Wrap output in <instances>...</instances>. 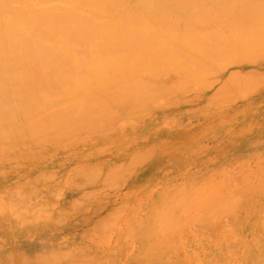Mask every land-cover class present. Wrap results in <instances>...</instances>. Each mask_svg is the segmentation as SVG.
<instances>
[{"label": "rangeland", "instance_id": "obj_1", "mask_svg": "<svg viewBox=\"0 0 264 264\" xmlns=\"http://www.w3.org/2000/svg\"><path fill=\"white\" fill-rule=\"evenodd\" d=\"M68 1L51 5L80 14L92 10L100 16L95 15L96 22L103 18L117 24L127 14L126 19L149 21L158 34L170 37V48L182 45L185 54L175 63L155 67L145 57L141 63L151 68L145 71L136 61L123 62L126 69L120 71L122 65L106 66L105 57L96 53H88L97 61L92 69L87 54L76 57L67 51L77 66L67 69L64 80L74 86L59 82L38 93L42 104L33 105L40 108L29 104L20 118L0 115L6 129L0 127V264H264L263 193L247 197L235 212L236 220L213 231L191 224L189 234L185 230L163 247L154 240L161 237L160 217L174 194L209 186L241 170L257 178L259 165L264 167V0H256L263 4L260 9L253 0L250 10L245 7L250 0H217L203 10L211 18L182 14L170 29L150 17L152 0L149 14L142 5L146 0ZM238 5L246 10L239 7L238 14ZM251 19L257 24H250ZM114 28L113 35L118 34ZM74 44L70 46L78 50ZM103 65L115 72L104 71ZM53 91L57 94H49ZM83 103L93 107L87 110L96 116L93 126H83ZM63 106H76L73 115L83 123L54 139L53 131L30 139L19 136L15 121L35 113L40 120ZM101 112L106 113L103 118ZM231 185L228 193L239 196L240 185ZM174 186L178 191L170 195ZM161 192L169 196L164 199Z\"/></svg>", "mask_w": 264, "mask_h": 264}, {"label": "bare ground", "instance_id": "obj_2", "mask_svg": "<svg viewBox=\"0 0 264 264\" xmlns=\"http://www.w3.org/2000/svg\"><path fill=\"white\" fill-rule=\"evenodd\" d=\"M52 1H54V0H0V70H3V72L0 71L2 73V74H0V115L3 113L5 115L9 114L10 116L12 115V117H14L15 115H18L19 113H21L23 110H26L27 108H25V107L29 104H30L29 107H31V105L35 106V107L40 106L42 104V102L40 103L39 100L37 99L38 93L44 94L43 91H47L53 87H56V85H58L59 82H61V84H63L64 86L66 85L64 82H67L66 87L67 86L70 87L72 85L71 84L72 81L69 80V81H71L69 83V81H67V79L64 80V77L66 76V74L69 73L68 72L69 70L67 71V69H70L72 71V69L74 68V64L76 62L71 61V59H70L71 56L70 57L67 56L69 54V53H67V51L75 52L76 57H78L82 54H83L82 56L86 57L88 55V53H96L99 56L105 57V59L108 61V64L106 63L107 64L106 66H110V64L122 65L123 62L132 64L136 61L137 62V63H135L136 67L141 69V70L144 69V71H145V68L151 69L147 65L141 63L143 61L142 59H144L145 57H147V60L145 63L155 67L156 65H159V64L168 66L171 63H175V61L178 57L183 56L185 54L184 53L185 50H183L180 47L182 45L176 46L175 49H173L174 46L172 48H170V45L167 42V40H169L170 37H167L168 35L158 34L154 30L153 25L149 21L140 22V21H137L138 19H135V18L134 19H132V18L126 19L124 16L128 17L127 16L128 14L123 16L124 13L123 14L120 13L124 17V18L122 17L123 19L120 17L123 20L122 23H120L121 19H119L120 22L119 23L117 22V24H116L114 22L112 23V22H110L106 19H103V18H100V19H102L100 22H96L95 18L99 15H97V13L95 14L94 11H93L94 13H92V10L90 11L91 14H89V12L87 14H83V13L80 14L78 12L74 13L72 11L66 12L68 10L59 9L58 6L57 7L52 6L51 5ZM55 1H57V0H55ZM66 1H68V0H66ZM85 1H88V0H85ZM108 1H110V0H108ZM140 1H142V0H140ZM146 1H147L146 6H144V4H142V5H143L144 9L146 10L145 12H147L148 14H149L150 10H152V7H151L152 1L154 3V5H153L154 12H153V15L150 16L156 20V22H155V20L153 21V24L157 23V24L163 26L164 28H169L171 25H176L178 23L177 20H179V18H181L179 16L180 15L182 16V14L183 15L184 14L190 15L192 18L200 16V20L203 19V21H204V18H205L204 16H207V15L205 14V12L203 10L206 8L209 10L210 9L209 8L210 3L211 2L215 3L217 0H215V1H213V0H152V1L146 0ZM247 1H249V0H247ZM250 1H252V3L248 2V3H246L247 5L245 6L246 9H249V10H250V8L248 6H250V4H252V7H253V4H254L253 0H250ZM94 2H95V0H94ZM119 2H120V0H119ZM125 2H127V1H125ZM244 2H243V4H244ZM262 2H263V0H262ZM69 3H71V2H69ZM85 3L87 4L88 2H85ZM91 3L95 5L96 2L93 3L90 1V4ZM63 4H64V2H63ZM98 4H100V3L98 2ZM114 4H115V2H114ZM114 4H112L113 7H114ZM243 4L241 6H243ZM263 4L261 2L260 3L257 2L256 6L259 7L258 9H260ZM42 5H44V8L42 7ZM103 5L104 4H102V6ZM117 5H118V3H117ZM31 6H34V7H31ZM65 6H67V4ZM120 6H121V4H120ZM125 6H126V4H125ZM128 6H129V4H128ZM138 6H139V4H138ZM241 6L238 5L237 9H235L236 10L235 12H237L238 8ZM80 7L81 6H79V8ZM119 7L115 6V9L119 8ZM102 8H105V7H102ZM241 8H239V10ZM195 9L200 10V13L197 14L196 12H194ZM243 9H245V8H242V10ZM255 10H257V9L255 8ZM102 11H103V9H102ZM210 12H212V11H210ZM71 13L76 14V15L72 16ZM212 13H214V12H212ZM212 13H210V14H212ZM148 14L146 16H148ZM151 14H152V12H151ZM95 15H97V16L95 17ZM131 15H133V14H131ZM220 15H222V14H220ZM172 16H173V19H172ZM210 16H208L207 18H209ZM247 16L254 17L255 15L248 13ZM207 18H205V19H207ZM220 19H222V18L220 17ZM237 19L239 20L238 22H240V18H237ZM252 19L250 20L251 21L250 24H253V25L257 24L255 22V19L254 20H252ZM152 20L153 19H151V21ZM182 21H183V19L181 20V23H182ZM241 21H242V18H241ZM216 22L219 23V20ZM235 22H236V20H235ZM238 22H236V23H238ZM222 23H223V21H222ZM230 23H232V22H230ZM157 24L155 26H157ZM3 25L6 26L8 29L3 27ZM189 26H190V24H189ZM193 26H195V23ZM224 26L225 25H223L222 27H224ZM234 26H236V24ZM114 27L118 28V31H119L118 34L113 35V31L115 30ZM225 27L227 29L229 28L227 26H225ZM241 27H242V25H241ZM181 28L182 27H180L179 29H181ZM187 28H188V32H189V30L191 32V29H189L190 27H187ZM182 29H185V28H182ZM19 30H23V33L19 32ZM175 30H176V28H175ZM163 31H165V30L163 29ZM171 31H172V28H171L170 32ZM219 32H221V31H219ZM224 32H226V31H224ZM165 33L168 34L169 32L166 30ZM214 33L215 32H213L212 34H214ZM170 35L172 37L175 35V33L170 34ZM177 35L180 36L179 33H177ZM177 35H176V37H177ZM179 36H178V38L180 39L181 37H179ZM226 36H228V35H225L223 37H226ZM74 43L79 45L78 50H74L72 48V46H70V44H74ZM227 49L231 50L229 48H227ZM225 52H227V51H225ZM87 57H88L87 60L85 59L86 63L88 65H90L92 67V69H93V67L98 66V65H96L97 61L95 62L93 57H91L89 55ZM156 57L157 58L160 57V59L157 61L155 59ZM220 57L221 56H219V58ZM79 59H81V58H79ZM82 59H83V57H82ZM140 60H142V61H140ZM190 60H192V57L190 58ZM78 62H79V60H78ZM197 62H199V61H197ZM82 63L84 64V62H82ZM191 63H192V61H191ZM200 63L203 64L202 62H199V64ZM76 66L74 68L75 70H76ZM103 66H101L102 67L101 69L107 70L105 68L106 66H104V67ZM8 67H11V68L8 69ZM111 67L113 68L112 65H111ZM125 67L126 66H123V67L120 66L119 70L123 71L124 69H126ZM115 68L117 69V67H115ZM11 69H13V71L14 70L15 71L12 72V71H10ZM97 69H98V67H97ZM109 69H111V68H109ZM104 71L100 70V72L101 73L103 72V74L105 73ZM107 71L110 72L113 70H107ZM95 72H96V70H95ZM113 72H115V71H113ZM137 72H138V70H137ZM10 73H15V75L12 76V75H10ZM155 74H158V73L156 72ZM126 75H127V73H126ZM78 77H79V79H77V81L78 80H79V82L83 81L80 79L81 76H78ZM82 79H86V78H82ZM73 81H75V80H73ZM114 82H116V81H114ZM80 84L81 83H79V86H80ZM72 86H74V84ZM63 88H65V87H63ZM60 90H58V91H60ZM112 92H113V90H112ZM53 93L55 94L56 92L53 91L49 94H53ZM62 93L63 92H61V94ZM119 93H118V95H121ZM116 94H117V92H116ZM33 99H34V102H33ZM52 102H54V100ZM144 102H145V100H144ZM38 103H40V104H38ZM80 103L81 102H78L77 104L79 105ZM33 104H36L38 106L33 105ZM78 105H76V106H78ZM82 105L84 107V110L86 109L85 112L82 111L83 114H85L84 118L87 119V120L82 119V121L84 122L83 126L84 127H89V125L93 126L94 125L93 123H95V121H96L95 120L96 118L94 119V117H96V116L89 115L87 112V110H89V113H90V110H93V107L89 106L88 103H83ZM44 106H45V104H44ZM97 106H100V105H96V106L94 105V109H96V108L99 109ZM63 107H64L63 108L64 110H59V111H55V112L52 111V113H51V111H49L51 114L49 113L48 116L46 115L45 117H43L40 120H38L36 118V116L38 114L35 113V114H32L31 116H29L28 119H26V115H25L23 118H21V120L19 122L15 121L14 123H17V127H18L19 132H20L19 136L21 135L24 138L29 137V139H30V136L32 137L33 135L34 136L35 135H43L48 131H53L52 135L49 134L50 137L51 136L53 137L54 135L57 137V135L64 134V133L70 131L71 129H73L74 127H78V125H76V123H78L80 118L77 121L76 120L77 117L73 115L74 111H76L77 108L70 107V106H68V107L63 106ZM38 108H40V107H38ZM29 111H30V109H29ZM80 111H81V109L79 110V112ZM37 112L41 113L43 111H37ZM100 114H102V116ZM104 114H106V113H104ZM104 114L102 112L99 113L101 118H103V116H105ZM77 115L79 116V114H77ZM81 116L82 115H80V117ZM109 116L110 115L107 116L108 119H109ZM8 117L9 116H7V118ZM17 118H20V116L16 117V119ZM82 121H79V122L83 123ZM1 126L2 125H0V127ZM4 128H3V126L1 127V129H3L2 131L6 130V129L4 130ZM1 129H0V132H1ZM8 132H5V134L8 133V136H9V134H11L12 132L11 133H10V131H8ZM2 133H4V132H1V135H2ZM52 139H54V137ZM12 140H14V139H12ZM263 169H264V167L262 165H259L257 172L260 173V175L257 178L251 177L248 170H241V171H238L236 173H232L230 175H225L223 178L217 179L214 182L212 181L211 184L209 183V186L208 185L205 186L206 185L205 184L204 187H200V188L198 187L197 189L193 188L192 190H188V191L183 190V192H181V193L178 192L179 193L178 195L174 194L175 197L174 198L172 197V199L170 201L168 200V202H169V204H168L169 207L167 206L168 210H166L165 213L163 212L164 215H162L160 217L161 223H160L159 235L162 238L161 237L159 238L158 236L154 237L155 238L154 240L159 239V241H155V242H157L155 245L158 246V244L160 243V244H162V247H163V245H165L167 240H169L170 238H176L178 236H181L180 234L182 232H184L185 230H186L185 232H187V227H188V225H191V224L193 226H197L201 230H208V231L210 230L211 231L212 228L214 229L215 226H216L215 228L217 229V226L220 227V226H222V224L224 225L225 223L227 224V222L229 223L230 219L232 221L236 220V213L235 212L238 210V207L240 206L241 202L243 203V201H246L247 197L249 200L254 193H263V195H264V170ZM224 174H227V173H224ZM217 176L215 178H218ZM220 176H222V175H219V177ZM232 183H234V184L237 183L240 185V190H239V192H237V195H239V196H236V194H234V193H233V195L228 193L229 189L231 190L233 187V185H231ZM199 185H201V184H199ZM175 187H177V186H174V189H173V187L171 188L172 192H170V195H171V193L174 192L175 189L178 188V187L177 188H175ZM167 189H169V188H167ZM183 189H185V188H183ZM189 189H191V187H189ZM177 191H178V189H177ZM159 194H162V198H164V199L167 198V196H169L168 195L169 193H165V196L167 194L166 197H164V194L162 192ZM253 196H256V195H253ZM163 207L165 209V206H163ZM237 215H239V214H237ZM244 216H245V214H244ZM238 220H237V222H238ZM259 226H263V225H259ZM262 228H264V227H262ZM192 229H193V227H192ZM189 230L190 231L187 232L188 234L191 232V229H189ZM182 236H184V235H182ZM179 242H180V240H178V243H176L178 246H179ZM185 258H187V257H185ZM184 259H183V261H184ZM183 261H181V262H183ZM20 264H21V262H20Z\"/></svg>", "mask_w": 264, "mask_h": 264}]
</instances>
